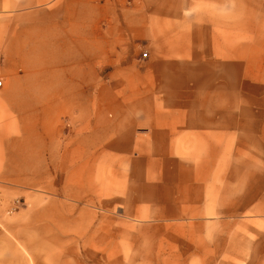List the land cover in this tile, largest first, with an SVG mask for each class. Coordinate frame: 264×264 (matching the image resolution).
<instances>
[{"label":"crops","instance_id":"0c3cea01","mask_svg":"<svg viewBox=\"0 0 264 264\" xmlns=\"http://www.w3.org/2000/svg\"><path fill=\"white\" fill-rule=\"evenodd\" d=\"M36 1L0 0L20 7L0 9V117L23 135L3 149L44 150L75 120L79 185L107 152L155 214L228 213L230 174L233 198L261 197L245 177L264 166V0Z\"/></svg>","mask_w":264,"mask_h":264},{"label":"rangeland","instance_id":"374dc122","mask_svg":"<svg viewBox=\"0 0 264 264\" xmlns=\"http://www.w3.org/2000/svg\"><path fill=\"white\" fill-rule=\"evenodd\" d=\"M18 123L0 117V264H264V166L246 169L260 172L245 177L260 198H248V190L233 198L238 184L230 174V198L221 208L228 213L160 215L133 199L128 163L107 152L83 168L78 184L75 120H59L44 150L34 149L33 135L21 150L3 149L23 137ZM28 160L18 178L13 166L25 168Z\"/></svg>","mask_w":264,"mask_h":264},{"label":"built area","instance_id":"2783aa9c","mask_svg":"<svg viewBox=\"0 0 264 264\" xmlns=\"http://www.w3.org/2000/svg\"><path fill=\"white\" fill-rule=\"evenodd\" d=\"M147 56H148V53L144 52L143 57H147ZM3 85H4V80L0 77V87H2Z\"/></svg>","mask_w":264,"mask_h":264}]
</instances>
